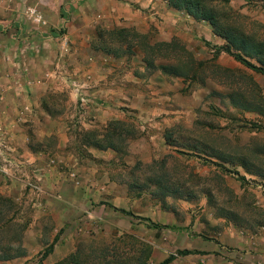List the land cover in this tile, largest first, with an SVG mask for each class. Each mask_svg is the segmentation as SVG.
<instances>
[{"label":"rangeland","instance_id":"374dc122","mask_svg":"<svg viewBox=\"0 0 264 264\" xmlns=\"http://www.w3.org/2000/svg\"><path fill=\"white\" fill-rule=\"evenodd\" d=\"M225 9L230 25L264 41V0H229ZM88 12L95 18L86 27L89 48L83 57L59 48L53 60L46 58L45 69L34 72L40 60L37 45L2 46L9 51L0 55V98L9 97V103L0 104V115L24 132L12 136L10 122H2L10 134L0 136V197L9 200L2 208L13 220L11 228L0 231V246L24 250L31 244L25 249L34 256L25 264H37L50 245L56 258L79 248L85 264H105L104 255L107 261L139 257L146 247L151 249L147 264H160L170 255L176 258L172 264H209L210 247L220 232L233 239L241 228H250L256 243L262 232L253 228L264 221V209L257 204L264 189V74L221 52L225 41L208 23L199 22L200 35L192 37L186 28L168 34L166 27L139 29ZM28 20L31 27H45L32 16ZM120 28L146 34L151 43L178 39L204 66L194 79L172 78L145 70L140 53L114 58L91 48L98 30ZM52 31L58 46L69 47L66 26ZM23 48L37 55L25 56L27 66ZM108 60L142 80L156 81L151 89L148 84L140 88L147 89L144 100L150 102L136 110L120 107L131 112L120 119L129 127L118 144L122 152L82 144L84 133L101 132L110 122L84 130L72 120L66 145L64 138L44 134L52 124L43 113L55 119L81 110L82 88L69 71L81 61L89 66ZM247 61L261 67L254 59ZM39 82L46 87L36 108L28 99ZM31 115L36 122L29 120ZM195 247L205 250L199 254ZM181 251L194 253L181 256Z\"/></svg>","mask_w":264,"mask_h":264},{"label":"crops","instance_id":"0c3cea01","mask_svg":"<svg viewBox=\"0 0 264 264\" xmlns=\"http://www.w3.org/2000/svg\"><path fill=\"white\" fill-rule=\"evenodd\" d=\"M28 9L36 11L42 18L45 24V27H42L43 30H41V27H31L28 20L30 19ZM63 10H65L64 14L67 17L63 16ZM88 11L97 12L107 22L120 24L123 21L122 24L136 26L139 29L142 25L147 24H153L158 28L166 27L164 31L168 34L174 31L177 32L176 35H179V30L186 28L188 33L195 37L200 35L199 32L202 28L201 23L194 21L183 13L170 9L162 0H0V55L9 51L2 46L18 45L19 47L22 42H27L28 45L30 41L40 48L39 53H37L40 60L35 62L34 72H41L43 67L45 69L48 66L46 58L53 60L59 48L68 50L71 56L80 55L83 57L87 52V48H89V35L86 27L95 18ZM58 26H66L69 47H64L65 43L58 46V39L52 31ZM209 37L211 38V35ZM34 50L37 51V49ZM20 51L24 55L22 57L21 54L24 66L28 64L25 63V56H37L30 49L23 48ZM34 60L36 61V59ZM121 68V64L108 60L101 63H92L89 66L86 62L81 61L72 70L69 69L70 78L77 80L76 83L79 82L78 84L81 85L79 87L82 88L81 92H83L82 96L84 98L81 99V110L79 113L70 111V113L55 119L44 115L45 113L42 112L45 121L49 120L52 124L50 130L44 134H54L61 138L60 140L64 138L63 144L66 145L68 137L72 135L73 126H70L72 120H78L84 130L98 128L103 125L106 127L108 122L125 119L126 114H131V112H125L120 107L124 106L136 110L140 108L138 104L141 102H150L144 100L146 92L148 93L147 89L140 90V88L148 84L146 87L151 89L156 81L152 78L142 80L135 71L131 73L126 68L124 70H121ZM43 86L46 87L41 82L32 86L34 96L32 95L28 102L34 106L36 105V108L42 100L39 94L44 90ZM137 87L139 90L136 89ZM4 98H0L1 105L9 103V97ZM102 99L103 102H99ZM22 102L23 99L20 103ZM0 110H2V107H0ZM34 114H37V111ZM138 115L139 117L143 116L142 109ZM0 116V136L5 137L10 133L3 123L9 124L10 122L11 127H13V122L12 118H4L2 114ZM29 120L36 122V115H31ZM22 121H24V117H22ZM23 129L24 127L21 125H16L12 128L11 135H18V132L23 134ZM0 151L3 152L2 149ZM2 160L4 161V158L0 159L1 164ZM247 179L256 180V177L247 175ZM257 204H260L264 209V189L258 196ZM258 228H261L262 234L259 233L256 243L252 241L253 236L250 228H241V234L233 239L230 238L227 232H220L216 244L210 247V251L214 253L208 256L209 264H264V221L258 226H254L253 230ZM25 247L30 250L32 246L26 243ZM25 247L23 257L15 260H0V264H14L18 261L20 264H25L31 261L34 255L27 254ZM229 249L233 250L232 253L228 252ZM194 250L200 254L205 249L195 247ZM229 255L230 257L227 258L226 256ZM64 258H56L55 253H51L42 263L55 264Z\"/></svg>","mask_w":264,"mask_h":264},{"label":"trees","instance_id":"16d2710c","mask_svg":"<svg viewBox=\"0 0 264 264\" xmlns=\"http://www.w3.org/2000/svg\"><path fill=\"white\" fill-rule=\"evenodd\" d=\"M174 11L183 13L196 22L208 23L213 33L225 41V45L220 47V51L232 56L237 62L245 67L264 74V41L246 35L241 29L229 24L228 8L229 0H162ZM223 4L224 8L214 4ZM91 48L96 52L112 55L114 58H121L126 54L140 53L145 70L148 72L159 71L162 75L180 79H194L197 77L204 64L196 61L194 56L178 40L173 38L169 42L156 41L151 43L146 34H141L134 29H100L97 31ZM247 59L255 60L261 67L257 68ZM129 127L120 120L111 121L107 128L101 132L91 131L82 135V144L86 147H93L102 151L112 150L121 153L119 143L123 141V136L128 132ZM238 174V173H237ZM245 181L244 177H239ZM9 200L0 197V231L11 228L13 217H8L3 210L2 204ZM156 229L168 228L155 226ZM170 229V228H168ZM2 245V244H1ZM53 245L43 253L37 264H41L52 253ZM193 251H181L179 255L187 256ZM25 251L13 249L9 243L0 246V260L7 261L21 258ZM139 257H129L122 260L107 261V256L102 257V263L111 264H147L151 257V249L146 247L138 252ZM145 259L142 260V256ZM120 259V258H118ZM176 260L174 255H170L160 264H172ZM83 253L78 248L77 251L55 264H85ZM101 263V262H100Z\"/></svg>","mask_w":264,"mask_h":264},{"label":"built area","instance_id":"2783aa9c","mask_svg":"<svg viewBox=\"0 0 264 264\" xmlns=\"http://www.w3.org/2000/svg\"><path fill=\"white\" fill-rule=\"evenodd\" d=\"M27 12L30 16L33 18V22L38 26H44V22L42 21V18L36 13V11L32 9H28Z\"/></svg>","mask_w":264,"mask_h":264}]
</instances>
